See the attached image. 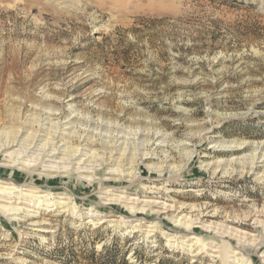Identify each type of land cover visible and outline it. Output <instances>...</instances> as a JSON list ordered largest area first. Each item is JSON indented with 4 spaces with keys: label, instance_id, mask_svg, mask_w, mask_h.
<instances>
[{
    "label": "rangeland",
    "instance_id": "1",
    "mask_svg": "<svg viewBox=\"0 0 264 264\" xmlns=\"http://www.w3.org/2000/svg\"><path fill=\"white\" fill-rule=\"evenodd\" d=\"M1 206L0 264H83L62 261L115 237L132 263L264 264V0H0Z\"/></svg>",
    "mask_w": 264,
    "mask_h": 264
},
{
    "label": "bare ground",
    "instance_id": "2",
    "mask_svg": "<svg viewBox=\"0 0 264 264\" xmlns=\"http://www.w3.org/2000/svg\"><path fill=\"white\" fill-rule=\"evenodd\" d=\"M54 140H55V138H54ZM12 142H11V147H12ZM10 142L9 143H6V145H3V149L2 150H7V149H10ZM227 146V145H226ZM225 146V147H226ZM218 147H220V146H218ZM50 149H51V151L50 152H52L53 154L52 155H50L49 156V154L47 155V157H51V158H53L54 157V155H55V151L54 150H58L60 153H64L65 154V151L63 150L62 152H61V150L59 149V148H57V147H55V144H53V139H51V141H50ZM229 149V148H228ZM57 151V152H58ZM79 152V149L78 148H75V149H73V151H72V156L73 155H75L76 153H78ZM10 154V153H9ZM59 154V153H58ZM46 157V156H45ZM42 163V162H41ZM51 167H55V166H51ZM55 168H57V170L58 169H60V168H62V167H60V166H56ZM54 168V169H55ZM84 169V168H83ZM89 170H83V171H79V172H88ZM30 174V173H29ZM82 174V173H81ZM80 175V174H79ZM48 177V176H47ZM84 179H87V177H84ZM4 181V180H3ZM6 182V181H5ZM104 182H106L105 180H104ZM9 183H11V185H16V184H14V183H12V182H10L9 181ZM101 185V184H100ZM25 186V185H24ZM18 187V186H17ZM20 188V187H19ZM9 189V188H8ZM11 189V188H10ZM34 191H28V192H30V194L31 195H27V194H25V196H28V198H32L33 197V193L35 194L34 195V197H36V199H38L37 200V202L38 203H44V202H46L47 200H51V201H53V202H50L51 204H50V207H53V206H55V207H59L60 208V210L61 211H65L66 209H68V207H77V206H75V205H72V200H71V198H70V196L68 195V194H64V195H66V197H56L57 198V201H54V199H53V197L54 196H52V194L51 193H49V192H46L45 190H43V189H40V188H35L34 187ZM4 190V189H3ZM6 190V189H5ZM100 191H102V190H100ZM13 193H16L17 195H20V191L16 188V190L15 191H12ZM12 193V194H13ZM9 194V193H8ZM22 194V193H21ZM105 194H106V192H105ZM54 195V194H53ZM24 196V195H23ZM8 198V197H7ZM48 198H50V199H48ZM9 199V198H8ZM104 199H107V197H105ZM118 199V198H117ZM117 199H108V201H113V202H121V201H119V200H117ZM119 199H120V197H119ZM123 199V198H122ZM35 201V200H34ZM25 201H23L22 203H24ZM145 203V204H144ZM146 203H148V202H138V199H129V201L127 202V203H125V207H128V210L130 211V212H136L135 211V207H136V210H138V211H140L141 213L142 212H144L145 210L143 209V207H145V206H147V204ZM153 205L154 206H156V208H158V209H156V210H166L165 212H163V213H166V214H168V216H169V214L170 215H173V214H175L174 216H175V219H176V222H178L179 223V225L180 226H183V227H186L187 229H191L192 228V226H193V224H196V223H201V224H203V217L202 216H198V217H196V215H184L183 214V212H184V210H185V207H179V208H175L174 206H167V205H165V204H161V203H153ZM0 208H2V209H4L2 206L0 207ZM70 208V209H71ZM138 208V209H137ZM157 212V211H156ZM147 212H144V214H146ZM89 215H93V213H91V214H89ZM201 215V214H200ZM37 223V222H36ZM37 225V224H36ZM149 226V225H148ZM153 227V226H152ZM203 228H205V230H209V229H211V226H203ZM217 230H219L220 229V227H215ZM223 228V227H222ZM222 231H224V234H226V235H229L230 237H232V238H238V239H245L246 238V234L245 233H241V232H239V231H237V230H234V229H232L231 227H224V229H222ZM249 240H254L253 238H251V237H249L248 238ZM168 242L169 243H172V241L169 239L168 240ZM212 247V250H210L211 252H213V253H218L219 254V256L221 257V260H222V264H229L228 263V259H229V256L228 255H226V251H225V249H224V247H215V245L214 246H211ZM225 252V253H224ZM234 255H233V259H232V263L233 264H239V258L237 257V255H239L238 253H233ZM220 259V258H219ZM230 262V263H231Z\"/></svg>",
    "mask_w": 264,
    "mask_h": 264
},
{
    "label": "trees",
    "instance_id": "3",
    "mask_svg": "<svg viewBox=\"0 0 264 264\" xmlns=\"http://www.w3.org/2000/svg\"><path fill=\"white\" fill-rule=\"evenodd\" d=\"M170 18L168 17H162V18H148V17H144V18H139L138 22L142 25L144 24L145 28L144 30L152 32L154 31L157 27V24H161L164 21L169 20ZM142 29H137V28H131L129 29L127 32H129L131 34V36H133L135 39L139 40L141 37H139L140 35H142V33H145L146 31H144ZM152 36H154L151 33ZM152 36L150 39V44L153 45L154 43L152 42ZM107 39V40H106ZM104 40V42L109 41L108 38H106ZM136 40V41H137ZM103 42V43H104ZM120 44H123L122 42H119ZM102 45V43L100 44V46ZM120 46V45H119ZM122 46V45H121ZM134 46H136V42L135 43H129L128 46L125 47V51L123 52V57L122 60L126 61L128 60V53L130 51L131 48H133ZM159 80L158 82H165L164 80L166 79L164 75H159ZM6 227H8L7 224H5ZM124 241V243H123ZM125 242H130L129 238H125V240H120V238L115 237V239H113L111 241V243L108 246H103L101 251L96 252V250L94 248L88 250L85 246L80 247V251L79 254L77 253H71V258H66L64 257L62 262L65 263H69L70 262H74L75 259H77L78 257H82L83 261H85L86 263L83 264H145L144 260L142 259L141 255H137L136 256V252H133V256L135 262H129L126 258L127 256V250H125ZM157 264H164L163 261H158ZM168 264H174L173 261H168Z\"/></svg>",
    "mask_w": 264,
    "mask_h": 264
}]
</instances>
